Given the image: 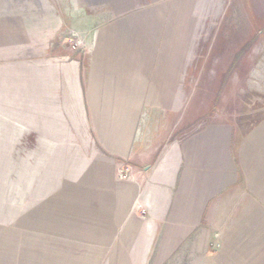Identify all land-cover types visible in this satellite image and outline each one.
Wrapping results in <instances>:
<instances>
[{
    "label": "rangeland",
    "instance_id": "374dc122",
    "mask_svg": "<svg viewBox=\"0 0 264 264\" xmlns=\"http://www.w3.org/2000/svg\"><path fill=\"white\" fill-rule=\"evenodd\" d=\"M117 1L0 0V264H131L141 255L128 221L145 212L135 197L128 209L119 202L135 169L111 161L90 121L81 130L77 92L90 114V84H49L51 64L60 66L53 82H64L65 65L85 63ZM195 11L196 37L210 35L196 40L184 109L194 122L180 137L232 129L248 177L240 219L248 240L264 245V0H196ZM221 236L213 234L216 248Z\"/></svg>",
    "mask_w": 264,
    "mask_h": 264
},
{
    "label": "crops",
    "instance_id": "0c3cea01",
    "mask_svg": "<svg viewBox=\"0 0 264 264\" xmlns=\"http://www.w3.org/2000/svg\"><path fill=\"white\" fill-rule=\"evenodd\" d=\"M112 8L117 17L95 29L85 63L65 65L64 82L52 80L58 64L48 72L49 84H90V114L77 92L81 130L90 121L111 161L135 169L119 199L128 209L135 197L145 212L128 221L141 254L130 263L146 264L154 249L150 264H264V245L248 240L240 219L248 213L240 204L248 177L240 176L232 129L210 126L180 137L194 122L184 109L196 40L210 35L196 37V0H118ZM214 232L222 235L219 248ZM199 235L208 240L198 242Z\"/></svg>",
    "mask_w": 264,
    "mask_h": 264
}]
</instances>
